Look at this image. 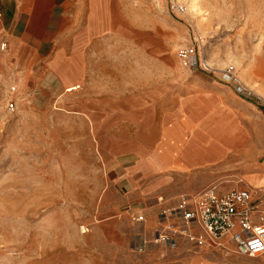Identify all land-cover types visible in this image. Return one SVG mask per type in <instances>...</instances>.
<instances>
[{
	"label": "rangeland",
	"instance_id": "1",
	"mask_svg": "<svg viewBox=\"0 0 264 264\" xmlns=\"http://www.w3.org/2000/svg\"><path fill=\"white\" fill-rule=\"evenodd\" d=\"M98 4L107 31L119 29L121 38L107 35L101 65L86 66L85 82L74 93L40 91L16 57L0 59V264L114 259L96 226L121 214L114 202H123L125 212L139 203L127 199L133 188L154 182L133 169L136 156L152 147L157 125L174 119L178 108L194 118L208 114L213 93L241 106L247 139L239 148L255 150L264 162V96L253 87L264 95V0ZM196 38L212 71L180 64L178 49ZM229 65L252 94L223 80L221 70ZM12 99L15 111L8 107ZM229 164L175 172L154 188L152 201L210 185H244Z\"/></svg>",
	"mask_w": 264,
	"mask_h": 264
},
{
	"label": "crops",
	"instance_id": "2",
	"mask_svg": "<svg viewBox=\"0 0 264 264\" xmlns=\"http://www.w3.org/2000/svg\"><path fill=\"white\" fill-rule=\"evenodd\" d=\"M98 2L95 6L96 0H0V40L10 46V53H6L8 49L0 51L6 53L0 55L1 63H7L10 55L16 57L33 87L56 95L74 93L85 82L86 66L101 65L99 57L105 51L107 35L110 40L121 38L119 29L107 31ZM208 96L213 99L208 114L194 118L178 108L174 119H164L157 125L152 147L136 156L133 169L155 180L130 192L127 199L139 203L123 212L119 209L123 202H114L115 210L121 213H117L119 218L115 213L96 226L100 239L110 247L107 254L114 256L106 264H264V253L245 257L228 237L222 244L200 247L184 237L173 247L154 241L157 230L175 222L162 216L164 208L175 205L184 194L194 195L209 187L152 201L154 188L175 172L227 161L230 171L239 174L244 185H217L218 189L250 188L264 199V162L258 160L255 150L239 148L247 139L239 120L241 106L228 104L214 93ZM146 197L148 202L143 204ZM139 216L144 219L138 220ZM138 238L148 239L141 251L134 247Z\"/></svg>",
	"mask_w": 264,
	"mask_h": 264
},
{
	"label": "built area",
	"instance_id": "3",
	"mask_svg": "<svg viewBox=\"0 0 264 264\" xmlns=\"http://www.w3.org/2000/svg\"><path fill=\"white\" fill-rule=\"evenodd\" d=\"M8 47L6 40H0V51ZM177 55L184 68L212 71V67L201 58L199 38L181 46ZM221 75L224 81L235 83L240 94H252L251 89L240 82L235 65L222 69ZM16 91L17 86H11V93ZM8 107L15 111L17 104L12 99ZM162 216L175 219L173 224L155 234L154 241L167 247L175 246L180 237L197 247L222 244L223 238L228 237L244 256L264 253V199L257 197L250 188L221 192L217 185H212L200 193L182 195L175 205L162 210ZM143 219V216L138 217V220ZM140 238L134 247L141 251L148 239Z\"/></svg>",
	"mask_w": 264,
	"mask_h": 264
},
{
	"label": "bare ground",
	"instance_id": "4",
	"mask_svg": "<svg viewBox=\"0 0 264 264\" xmlns=\"http://www.w3.org/2000/svg\"><path fill=\"white\" fill-rule=\"evenodd\" d=\"M195 5H191L190 4V7H194ZM248 82V81H247ZM248 85H250L249 83H248ZM250 86H252V84L250 85ZM254 88H257V90L262 94V87H258V86H253ZM83 229V232H86V230L87 229H85V228H82Z\"/></svg>",
	"mask_w": 264,
	"mask_h": 264
}]
</instances>
